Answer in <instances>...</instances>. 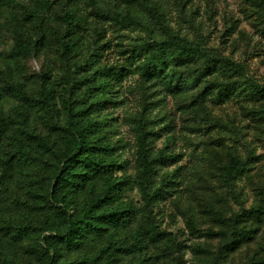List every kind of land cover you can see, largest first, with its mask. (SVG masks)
I'll return each instance as SVG.
<instances>
[{"label":"rangeland","instance_id":"obj_1","mask_svg":"<svg viewBox=\"0 0 264 264\" xmlns=\"http://www.w3.org/2000/svg\"><path fill=\"white\" fill-rule=\"evenodd\" d=\"M46 1L0 0V126L7 124L0 140V264H46L53 255L47 238L56 243L57 264L264 262V224L249 215L264 204V96L251 95L264 89V0H147L148 10L125 0ZM112 12L137 22L126 27ZM66 13L76 19L75 32ZM158 20L200 46L208 60L236 68L206 71L202 62L173 68L177 76H199L197 85H169V75L145 80L140 67L148 52L139 48L164 39ZM16 38L28 55L10 56ZM110 66L124 76L98 92L92 75ZM211 82L239 87L218 100L216 90L206 89ZM93 96L105 100L93 117L122 166L114 176L131 179L120 200L139 213L129 229L69 249L56 230L64 228L60 205L49 195L73 124ZM142 131L148 176L138 158ZM169 155L177 161L163 162ZM232 155L245 170L229 184L224 170ZM71 195L69 213L79 215L87 193ZM19 226L29 232L15 242ZM242 230L251 239L232 249ZM156 233L165 238L152 241Z\"/></svg>","mask_w":264,"mask_h":264},{"label":"trees","instance_id":"obj_2","mask_svg":"<svg viewBox=\"0 0 264 264\" xmlns=\"http://www.w3.org/2000/svg\"><path fill=\"white\" fill-rule=\"evenodd\" d=\"M39 3H44L46 0H36ZM94 3L96 0H92ZM127 2L139 3L144 9H150L147 0H125ZM112 20L126 26L135 25L137 18L121 12L110 13ZM64 22L66 26L75 32L76 19L74 16L64 14ZM159 26L164 32L162 41H153L143 43L139 51L148 52V56L143 61L140 67L141 76L148 81H152L158 75H164L169 80V85L192 84L197 85L199 76H177L173 73V68L184 65H191L197 62H202L206 71H211L216 66H223L229 70L236 66L224 59L210 61L198 45H193L186 39L177 36L162 22ZM64 52L71 53V46L60 43ZM29 54L26 44L20 38H16L15 44L10 51V56L18 58ZM93 79L99 81L97 91H104L108 82H119L124 76V69L120 67L110 66L98 68L93 73ZM174 76V77H173ZM239 86L237 83H214L211 82L206 87L208 91L216 90V99L221 100L222 96H228ZM10 88V86H9ZM247 92V91H244ZM243 92V93H244ZM251 95L254 97H263L264 89L255 88L251 90ZM105 106V100H95L88 105L86 110L80 112L83 116V122L79 121L73 124L75 135L69 143L68 149L63 156V164L56 170L54 174V182L51 187L49 197L54 203L59 204L60 208L56 209L59 217L64 223V228L61 232L58 229L59 241L64 247L78 248L81 243L86 240H96L104 237L106 233L111 232V236L122 230L129 229L132 223L136 220L139 213L138 208L131 202L121 201L120 194L124 187L131 183V179L120 180L114 176V172L121 169L122 166L113 156L114 149L109 143L104 142V137L100 136V122L93 117L97 114L100 107ZM7 124L2 123L0 126V140L7 129ZM140 137V150L138 158L142 167V172L149 175L151 168L148 165L145 151V136ZM163 162H176L177 157L174 155L161 156ZM245 170L244 163L236 156H230L229 163L224 170V179L226 183H231L233 177L243 173ZM9 175V174H7ZM142 191L145 193V188L142 184ZM86 192V206L79 215H71L70 205L73 202L72 192ZM249 215L264 224V204L254 207L249 211ZM28 227L19 226L13 236L15 242L22 241L28 235ZM110 235V234H109ZM154 242L162 241L165 237L160 234H153ZM250 232L240 231L237 233V238L232 243V249H237L243 243L250 240ZM54 239L47 238L45 240L47 249L52 252L49 256V261L46 264H57L55 262L56 243ZM138 246L143 249V241L139 240ZM228 251L231 249L228 248ZM113 259L114 254L109 255ZM96 262V259L89 261V264ZM250 264H264L263 261H252Z\"/></svg>","mask_w":264,"mask_h":264}]
</instances>
